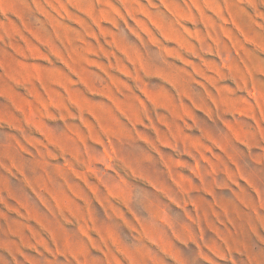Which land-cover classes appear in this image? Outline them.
Listing matches in <instances>:
<instances>
[{"label":"rangeland","instance_id":"obj_1","mask_svg":"<svg viewBox=\"0 0 264 264\" xmlns=\"http://www.w3.org/2000/svg\"><path fill=\"white\" fill-rule=\"evenodd\" d=\"M0 264H264V0H0Z\"/></svg>","mask_w":264,"mask_h":264}]
</instances>
